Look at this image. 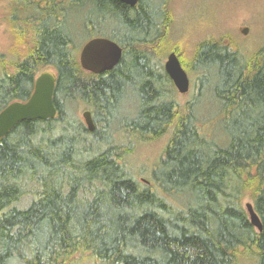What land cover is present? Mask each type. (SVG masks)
<instances>
[{
	"label": "trees",
	"instance_id": "trees-1",
	"mask_svg": "<svg viewBox=\"0 0 264 264\" xmlns=\"http://www.w3.org/2000/svg\"><path fill=\"white\" fill-rule=\"evenodd\" d=\"M5 1L15 46L0 70V112L52 70L57 115L19 122L0 139V264H264V45L209 39L188 55L169 41L170 0ZM94 38L122 50L99 75L78 61ZM170 53L196 76L183 104L163 69ZM205 90L221 139L200 117ZM79 103L92 133L72 114ZM167 135L149 178H139L129 164L136 150Z\"/></svg>",
	"mask_w": 264,
	"mask_h": 264
},
{
	"label": "rangeland",
	"instance_id": "rangeland-1",
	"mask_svg": "<svg viewBox=\"0 0 264 264\" xmlns=\"http://www.w3.org/2000/svg\"><path fill=\"white\" fill-rule=\"evenodd\" d=\"M169 7L173 14L169 41H182L187 48H185V52L188 55L192 53L191 48L197 42L209 39L215 40L227 37V40L234 42L237 47H247L253 50L264 45V0H170ZM9 15L10 7L5 0H0V70L1 67L8 66L9 61L13 58L12 51L14 52L13 47L15 46V35L13 28H11L13 22ZM244 29H247L245 35L242 34ZM85 43L86 41L80 46L82 47ZM165 60L166 57L163 59V65ZM195 77V75L189 76L190 87L186 94L180 95L176 91L177 101L180 104L192 99L195 90ZM208 97L209 93L205 90L202 98L199 99V105H201L200 117L208 135L221 139L222 134L218 129L221 115L216 113L210 102V97ZM129 99L122 106L121 112L123 114L128 111V108L131 111L132 101ZM86 110L79 103L73 108L72 114L83 121L82 114ZM130 113L132 112L128 113L131 116ZM167 141L168 135L155 143L138 147L133 162L129 164L139 178L146 180L149 178L146 172L154 167V163L162 155V149ZM180 199L177 196L167 198L168 202L170 201L177 206H180ZM28 201L29 199H24L21 205ZM246 203H250V201L248 199L244 200V209ZM75 264L94 263L83 259ZM239 264H253V261L246 257Z\"/></svg>",
	"mask_w": 264,
	"mask_h": 264
},
{
	"label": "water",
	"instance_id": "water-1",
	"mask_svg": "<svg viewBox=\"0 0 264 264\" xmlns=\"http://www.w3.org/2000/svg\"><path fill=\"white\" fill-rule=\"evenodd\" d=\"M117 1L130 8H134L138 3V0ZM246 33L247 29L242 30V34ZM121 56L122 50L116 43L107 38H94L81 47L78 61L84 72L99 75L112 70L119 63ZM163 69L175 90L180 95L186 94L190 81L174 53L167 55ZM55 85V74L45 71L36 77L33 91L25 102H13L3 109L0 112V139L19 122L54 119L57 115L53 101ZM82 118L88 132L92 133L95 126L90 112L84 111ZM245 211L251 226L260 233L261 223L250 203L245 204Z\"/></svg>",
	"mask_w": 264,
	"mask_h": 264
},
{
	"label": "bare ground",
	"instance_id": "bare-ground-1",
	"mask_svg": "<svg viewBox=\"0 0 264 264\" xmlns=\"http://www.w3.org/2000/svg\"><path fill=\"white\" fill-rule=\"evenodd\" d=\"M178 47V46H177ZM165 48V47H164ZM233 49V48H232ZM194 70V69H193ZM193 73V72H192ZM168 96H169V94H167ZM126 96V95H125ZM207 96V95H206ZM209 98V97H208ZM206 99V98H205ZM205 102V101H204ZM208 105V104H207ZM216 105V104H215ZM203 106V105H202ZM199 107H201V106H199ZM208 107V106H207ZM125 113V112H124ZM202 115V114H201ZM129 119H130V117H129ZM219 128H221V127H219ZM108 137V136H107ZM110 139V138H109ZM108 140V139H107ZM125 145V144H124ZM147 169V168H146ZM141 175V174H140ZM145 175V174H144ZM136 178V177H135Z\"/></svg>",
	"mask_w": 264,
	"mask_h": 264
}]
</instances>
